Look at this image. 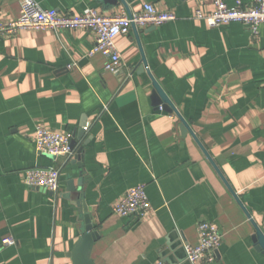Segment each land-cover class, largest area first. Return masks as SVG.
<instances>
[{
  "label": "crops",
  "instance_id": "obj_1",
  "mask_svg": "<svg viewBox=\"0 0 264 264\" xmlns=\"http://www.w3.org/2000/svg\"><path fill=\"white\" fill-rule=\"evenodd\" d=\"M37 1L60 14L126 10L102 0ZM126 2L131 12L149 2L177 18L118 36L120 74L104 70L102 54L88 55L95 43L89 29L0 34V264H73L86 214L100 234L95 264H190L186 247L198 243L205 220L223 234L209 264H264L254 225L215 167L182 134L179 117L154 106L136 37L148 69L264 232V25L258 35L241 22L210 27L195 12H211V0ZM20 5L0 0V25L17 19ZM86 122L92 126L78 142V162L36 150L38 126L74 132ZM50 167L61 169L58 192L26 184L27 169ZM70 180L78 195L67 196ZM139 184L147 185L151 209L115 214ZM6 237L14 242L4 245Z\"/></svg>",
  "mask_w": 264,
  "mask_h": 264
},
{
  "label": "built area",
  "instance_id": "obj_2",
  "mask_svg": "<svg viewBox=\"0 0 264 264\" xmlns=\"http://www.w3.org/2000/svg\"><path fill=\"white\" fill-rule=\"evenodd\" d=\"M211 1L213 10L205 14L202 9L198 8L195 12L196 18L205 20L210 27L241 22L250 27L252 34H259L261 26L264 25V0L250 2L235 0L233 3L227 0ZM176 18L177 15L174 12L159 10L149 2L144 3L139 12L129 14L126 10H122L115 15L106 16L92 7L84 9L80 14H60L55 9L43 8L37 0H21L18 18L8 24L0 25V34L12 35L19 29L86 28L95 35L94 46L88 55L102 54L106 59L104 70L120 74L123 71L124 62L116 44V38L120 35H128L133 25L158 26ZM91 126V123L85 126L86 132L90 131ZM73 133L71 131L58 132L38 126L35 136L36 150L51 156H64L65 162H69L76 155V150L71 149L70 146ZM60 171L59 167L27 169L26 184L29 187L58 192ZM150 209L151 201L146 184H139L130 189L113 207L114 213L120 217L144 216ZM197 229L199 241L196 245L186 247V259L190 264H209L213 261L215 251L223 243V234L218 225L207 220L201 221ZM13 242V237L3 239L4 245H10ZM154 264L168 263L158 260Z\"/></svg>",
  "mask_w": 264,
  "mask_h": 264
},
{
  "label": "water",
  "instance_id": "obj_3",
  "mask_svg": "<svg viewBox=\"0 0 264 264\" xmlns=\"http://www.w3.org/2000/svg\"><path fill=\"white\" fill-rule=\"evenodd\" d=\"M102 1L105 3L106 6L117 5L118 3H122L126 7L127 12L131 14V10L126 0H102ZM132 27L133 29H136V25H133ZM136 37H137L138 44L142 52V63L139 67L140 68L139 70L141 71L146 70L152 79V83L154 87L152 99H153L154 106L157 109H163L164 111L168 113L176 114L181 121L180 129H181L182 134L186 135L187 133H190L194 137V139L196 140L198 145L201 147V149L203 150L207 158L210 160L212 165L215 167L216 171L219 173L224 183L227 185L228 189L231 191L235 199L238 201V203L244 210L247 217L250 219V221L254 225L255 234L253 235L252 239L255 245V249L258 252H261L264 254V232L259 227V225L255 222V220L252 218L250 212L245 207L244 203L242 202L238 194L235 192L233 187L230 185V183L228 182V180L226 179V177L224 176V174L222 173V171L220 170V168L218 167V165L212 158L211 154L207 150V148L204 146V144L199 139V137L195 134V132L191 128L188 121L183 117V115L174 105V103L172 102V100L170 99L166 91L162 88L159 82L152 75L151 71L148 69V62H147L146 55L144 53L141 41L137 35ZM87 125H89L88 122L81 125L80 128L74 131L73 133V139L71 140V144H70L71 149L76 150L75 158L72 161L73 163L78 162L79 158H81V154L83 152L84 146L83 145L79 146L78 142L79 140L83 139V137H85L87 132L84 128ZM84 142L86 143L87 139L84 140ZM81 182L82 181L79 180V185H81ZM79 190H80L79 187H76V185L74 184V181L70 180L68 183V193L70 195H67V196H73V194L78 195L77 192ZM77 204L80 205V202L78 201ZM85 223H86L85 226L81 230V237L79 238L76 246L73 248V250L70 253V257L72 258L73 264H95L94 261L91 259V251L94 246V243L100 238V234L97 230L94 229L92 221L87 214L85 215Z\"/></svg>",
  "mask_w": 264,
  "mask_h": 264
}]
</instances>
